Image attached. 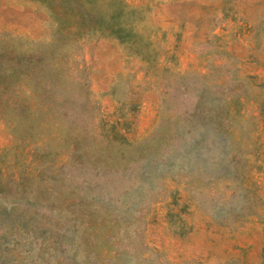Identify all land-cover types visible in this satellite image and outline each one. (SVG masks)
<instances>
[{"label": "rangeland", "instance_id": "obj_1", "mask_svg": "<svg viewBox=\"0 0 264 264\" xmlns=\"http://www.w3.org/2000/svg\"><path fill=\"white\" fill-rule=\"evenodd\" d=\"M0 264H264V0H0Z\"/></svg>", "mask_w": 264, "mask_h": 264}, {"label": "trees", "instance_id": "obj_2", "mask_svg": "<svg viewBox=\"0 0 264 264\" xmlns=\"http://www.w3.org/2000/svg\"><path fill=\"white\" fill-rule=\"evenodd\" d=\"M81 2H87V0H80Z\"/></svg>", "mask_w": 264, "mask_h": 264}]
</instances>
